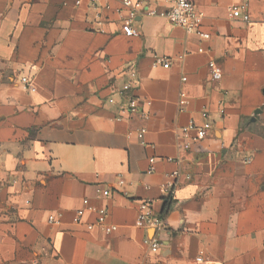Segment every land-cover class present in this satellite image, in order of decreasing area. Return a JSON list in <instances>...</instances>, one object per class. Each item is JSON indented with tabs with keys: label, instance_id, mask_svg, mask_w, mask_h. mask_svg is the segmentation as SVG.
I'll use <instances>...</instances> for the list:
<instances>
[{
	"label": "crops",
	"instance_id": "obj_1",
	"mask_svg": "<svg viewBox=\"0 0 264 264\" xmlns=\"http://www.w3.org/2000/svg\"><path fill=\"white\" fill-rule=\"evenodd\" d=\"M123 1L0 0V264H264V0H193L198 32L139 16V37ZM143 200L162 230L137 226Z\"/></svg>",
	"mask_w": 264,
	"mask_h": 264
},
{
	"label": "built area",
	"instance_id": "obj_2",
	"mask_svg": "<svg viewBox=\"0 0 264 264\" xmlns=\"http://www.w3.org/2000/svg\"><path fill=\"white\" fill-rule=\"evenodd\" d=\"M82 0H77V4H81ZM125 7L129 9L128 14L123 22V33L128 37H139L140 31L134 26L137 18L139 16H150V17H161L166 19L170 24L180 27L184 29L188 33L198 32L199 28L202 25L204 14L198 10L193 0H171V6L165 10L160 11L149 3L139 0H124L123 1ZM230 16L236 20H241L245 23H249L251 21L250 14L248 11L246 13L243 12V9L240 7H233L230 10ZM203 38L208 39L209 35H202ZM157 64H163L165 68H169V60L167 58H159L156 61ZM208 69L211 75V79L213 82L221 81L223 77V71L221 67L214 61L210 62L208 65ZM22 84L27 87V89L31 92H35L36 89L32 83L30 78H23ZM132 91V86L130 84H125L120 94L122 98L125 100V104L121 107L122 112H126L129 115L136 114L141 106L139 100L132 95H130ZM110 104H115L116 100L111 98L109 100ZM150 102H145L144 105H150ZM142 115L147 118L148 114L145 111H142ZM205 118H208V114H204ZM121 119L120 117L118 118ZM194 131L196 133L195 137L191 139L192 142H197L199 140H203L207 137V128L197 127L194 124H190L187 127L183 128V135L185 138L190 137V132ZM146 131L142 130L141 134H144ZM187 148L190 147V142L186 145ZM178 175L177 173L175 174ZM118 184L120 186L125 185L124 180H119ZM166 192L170 193L172 196L171 187L169 186L166 189ZM112 194V191L107 189L102 192L103 197L108 198ZM88 200L85 201V204H88ZM83 211H79L75 222L79 223L81 221V217L83 216ZM107 214L105 210H101L98 212V218L96 226H98L101 230H103L106 234H112L115 231L113 226L107 224ZM52 223H59L54 217L50 218ZM136 224L140 228H144L146 230H153L155 232L162 230L165 227L164 218L158 216L154 211L152 206V202L150 200H143L140 202L139 214L137 217ZM95 225H90L88 227L89 230H93ZM146 244H150L152 250L154 252L158 251L159 243L156 240L147 239L145 240ZM202 258H198L197 262H202Z\"/></svg>",
	"mask_w": 264,
	"mask_h": 264
},
{
	"label": "trees",
	"instance_id": "obj_3",
	"mask_svg": "<svg viewBox=\"0 0 264 264\" xmlns=\"http://www.w3.org/2000/svg\"><path fill=\"white\" fill-rule=\"evenodd\" d=\"M169 202V201H168Z\"/></svg>",
	"mask_w": 264,
	"mask_h": 264
}]
</instances>
